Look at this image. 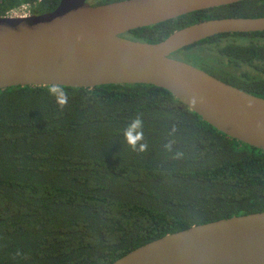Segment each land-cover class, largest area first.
Here are the masks:
<instances>
[{"label":"trees","instance_id":"trees-1","mask_svg":"<svg viewBox=\"0 0 264 264\" xmlns=\"http://www.w3.org/2000/svg\"><path fill=\"white\" fill-rule=\"evenodd\" d=\"M93 6L126 0H94ZM61 0H0V17ZM264 18L247 0L131 31L158 44L189 26ZM264 99V31L218 35L172 55ZM0 91V264H113L193 226L264 212V151L233 140L148 85ZM139 117L144 151L123 130Z\"/></svg>","mask_w":264,"mask_h":264},{"label":"water","instance_id":"water-1","mask_svg":"<svg viewBox=\"0 0 264 264\" xmlns=\"http://www.w3.org/2000/svg\"><path fill=\"white\" fill-rule=\"evenodd\" d=\"M247 0H61L44 15L0 17V91L148 85L169 91L233 140L264 151V99L172 57L223 34L264 31V18L201 22L158 44L123 35ZM113 264H264V212L167 235Z\"/></svg>","mask_w":264,"mask_h":264},{"label":"clouds","instance_id":"clouds-1","mask_svg":"<svg viewBox=\"0 0 264 264\" xmlns=\"http://www.w3.org/2000/svg\"><path fill=\"white\" fill-rule=\"evenodd\" d=\"M47 93L54 97L60 108H64L68 103V93L65 88L59 84H49L46 88ZM143 122L139 117L133 119L130 124L123 130L126 142L136 151H144L146 144L141 143L143 140Z\"/></svg>","mask_w":264,"mask_h":264},{"label":"built area","instance_id":"built-area-1","mask_svg":"<svg viewBox=\"0 0 264 264\" xmlns=\"http://www.w3.org/2000/svg\"><path fill=\"white\" fill-rule=\"evenodd\" d=\"M29 16L31 15V6H22L20 9L14 10L9 16Z\"/></svg>","mask_w":264,"mask_h":264},{"label":"rangeland","instance_id":"rangeland-1","mask_svg":"<svg viewBox=\"0 0 264 264\" xmlns=\"http://www.w3.org/2000/svg\"><path fill=\"white\" fill-rule=\"evenodd\" d=\"M94 0H89V3L91 4V5H93L94 4ZM176 59V58H175ZM177 60H179V59H177ZM180 61H183V60H180ZM184 62V61H183Z\"/></svg>","mask_w":264,"mask_h":264}]
</instances>
